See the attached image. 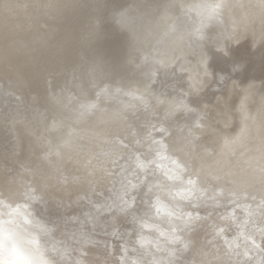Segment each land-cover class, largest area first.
<instances>
[{
    "label": "water",
    "instance_id": "95a60500",
    "mask_svg": "<svg viewBox=\"0 0 264 264\" xmlns=\"http://www.w3.org/2000/svg\"><path fill=\"white\" fill-rule=\"evenodd\" d=\"M14 1L0 0V15ZM27 1L22 28L0 37V172L39 162L63 176L61 199L36 204L58 226L97 209L104 239L116 251L126 241L131 264H264V165L229 187L234 197L215 191L226 174L185 179L211 136L264 134L254 129L264 124V0H233L234 10L232 0ZM157 150L172 178L147 162ZM174 154L197 161L166 166ZM231 162L241 167L221 165Z\"/></svg>",
    "mask_w": 264,
    "mask_h": 264
},
{
    "label": "bare ground",
    "instance_id": "6f19581e",
    "mask_svg": "<svg viewBox=\"0 0 264 264\" xmlns=\"http://www.w3.org/2000/svg\"><path fill=\"white\" fill-rule=\"evenodd\" d=\"M144 1L149 3L150 0ZM179 1L186 3L185 0ZM244 3L245 0H237V7H242ZM26 4L30 3L27 0H16L10 5H6L7 7L4 8L2 14L0 15L2 16L0 19V37H2L4 34H9L17 29L20 30L22 28L23 21L21 19L23 18L24 13H26ZM215 6L216 5H213L211 8H214ZM234 7H236V4L232 0L231 8L234 10ZM149 9L156 8L155 6L154 8H149V6L145 7L144 5L143 13L145 15H149L151 13ZM204 17H207L206 13ZM204 20H201L200 18L201 23L204 21V23L201 24L202 26L206 25V22L208 21L206 18H204ZM189 28L187 30L191 31ZM183 30L184 29L180 30L176 37H180L182 34H184V32H186V30ZM141 42L144 43L143 40ZM165 42L168 44L172 42V40L169 37L167 40H165ZM218 46L220 47V45ZM203 56L206 57L207 55ZM162 60L163 59H161L159 62L164 64L162 63ZM196 60L197 61L194 63H200L203 65V57L201 54L196 58ZM174 61L166 62L171 63ZM5 68L7 67L0 63V75L3 74L2 72H6L4 71ZM182 68L186 71H190L186 66L184 67L182 65L181 70H183ZM190 77L191 74L188 75L189 80ZM249 96H251L250 93L245 90L244 94L240 96L239 102L243 100L245 102L247 99L250 100ZM256 102L257 104L259 103L264 106V103L261 99ZM107 105L109 108H115L108 103ZM247 108L248 107L244 108L243 112L246 114L245 118L248 119L249 109L247 110ZM117 110L120 112L119 109ZM259 116L261 115H258V117ZM224 124L227 125V123ZM241 126H244L243 122ZM254 129H264V124H260V127H256ZM21 130L24 132V137H26L23 138L22 142L28 143V145L34 144V142L30 140V136H28V134L32 133L26 129ZM15 132L18 133V129H15ZM250 132L252 135L251 138L255 139H250L248 143L246 139V132L243 131H241L239 134H234L231 132L233 135L231 134L232 136H224V140H222V142L220 141L221 139H217L215 141L218 135L211 136L212 138L210 141H208L209 144L205 146L201 153L204 155L199 159V162L196 164V166L194 165L193 167L195 172L185 177L186 182L189 178L191 180L192 178H197L198 175H203L206 179L215 181L214 177L216 175L226 174L228 176L227 179H224L221 183L216 182V184H214L217 187L215 191H220L223 189L227 193L228 197H231V190L229 189L231 185L235 184L244 186L248 182L246 180H250L251 178L261 174L258 168H261L264 165V156L257 157L256 153L254 155L253 153L259 148L261 144H264V134L261 135L259 133L256 135V131ZM258 135H261L260 139H257L256 136ZM143 138H146V136ZM145 141V146L150 150L162 145L161 142H159L153 146L152 142H149L147 139H145ZM242 144H246L245 148H239ZM225 146L226 152L223 153V147ZM31 147L33 148V145ZM216 150L219 152H216ZM209 152H213L214 154H210ZM161 155V151L157 150L155 153H153V155H151V157H149L147 162L157 165L155 168H157L158 171L160 169L162 175L167 174L168 177L172 178L170 173H174V168L170 167L168 170L165 166H163L162 162L159 160ZM177 158L181 159L179 162L180 164L191 161V158H193L192 162L195 163L197 161L191 154L187 155L186 157H181L174 154L172 155V159L167 161L165 165L168 166L172 164L178 160ZM227 158H232V160L236 164L241 165V167H235L232 169L233 162L230 163V166L221 165L223 164L224 159ZM213 161L217 162L213 163ZM40 165L41 164L38 162L35 166H27L28 172H19L17 174L7 175L0 172V209L5 210L0 211V229L6 233H9L13 237V246L19 247L27 253L34 254L40 261H42V264H131L130 260L128 259L129 249L127 247L128 244L126 241H121L116 251V249H113L114 244H109L108 239H104L103 236L107 235L108 233L103 231L101 225L99 224V220L94 217L98 211L96 209L98 207H95L96 210H93L91 215L85 213L81 218L76 217L70 219L69 221L73 222L69 223V225L58 226L52 222L48 215V211L46 210L47 208L41 207L40 204H36V198L38 196L44 197V195H47L52 196L54 199H61L62 195L59 192L55 181L62 182L66 179L61 178L63 176L56 178V180L53 179V175L50 173L47 174V171H45L46 168H41L39 167ZM212 168H214V170H210ZM245 178L247 179L245 180ZM202 186L204 185L202 184ZM260 186H264V184ZM241 188H239V191L243 192ZM181 189L182 191L188 190V188L185 189L182 187ZM202 190L203 189H200L201 192ZM216 196H220V193H217ZM69 217L73 216L70 215ZM125 234H129L127 230ZM132 240L137 244L132 246V249L136 251L138 250L136 247H141L143 241L140 240L139 233L132 237Z\"/></svg>",
    "mask_w": 264,
    "mask_h": 264
},
{
    "label": "clouds",
    "instance_id": "9594fccd",
    "mask_svg": "<svg viewBox=\"0 0 264 264\" xmlns=\"http://www.w3.org/2000/svg\"><path fill=\"white\" fill-rule=\"evenodd\" d=\"M0 211H5L0 209ZM13 237L0 229V264H42L34 254L14 247Z\"/></svg>",
    "mask_w": 264,
    "mask_h": 264
},
{
    "label": "rangeland",
    "instance_id": "374dc122",
    "mask_svg": "<svg viewBox=\"0 0 264 264\" xmlns=\"http://www.w3.org/2000/svg\"><path fill=\"white\" fill-rule=\"evenodd\" d=\"M232 133H234V132H232ZM232 133H229V134H227L226 136H232L233 134ZM232 134V135H231Z\"/></svg>",
    "mask_w": 264,
    "mask_h": 264
}]
</instances>
